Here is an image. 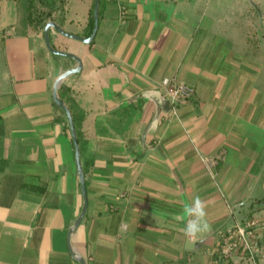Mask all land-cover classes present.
I'll list each match as a JSON object with an SVG mask.
<instances>
[{"label": "crops", "instance_id": "0c3cea01", "mask_svg": "<svg viewBox=\"0 0 264 264\" xmlns=\"http://www.w3.org/2000/svg\"><path fill=\"white\" fill-rule=\"evenodd\" d=\"M80 1L85 33L94 0ZM262 1L100 0L91 43L50 28L52 46L82 60L58 88L77 115L87 188L74 229L84 196L53 91L78 62L48 49L26 3L25 29L0 32V264H237L221 254L224 235L264 226V34L238 17L263 33ZM165 78L193 96L172 103ZM194 197L210 224L195 241L177 219Z\"/></svg>", "mask_w": 264, "mask_h": 264}, {"label": "rangeland", "instance_id": "374dc122", "mask_svg": "<svg viewBox=\"0 0 264 264\" xmlns=\"http://www.w3.org/2000/svg\"><path fill=\"white\" fill-rule=\"evenodd\" d=\"M249 1L248 0H238V1L236 0V2H240V3H238V6H236L235 9L239 8L240 5H243V4H245L244 5L245 8L243 7V9H246ZM236 2H234V3H236ZM256 2H259L261 4L263 3L262 0H256ZM262 6L264 7V5H262ZM82 8H83V6L81 5L80 0H70L69 1L68 13H67L68 18H69V22L65 26L66 31L71 32V33H75V34H80V35H82L84 33V31L82 29L85 26L83 24L84 15L82 14L83 13ZM243 11L241 13H239L238 17L240 18V20L243 21L245 31L249 32L250 37H252L256 40L259 36H261V34H264V31L262 33L261 31L253 30V27L250 28L249 26H247L246 23H247L248 16L244 15ZM25 13H26V2H25V0H16V1L15 0H0V32H2L1 29L5 28L9 22H14L18 31L24 30L26 27ZM71 19L73 21H70ZM256 26L257 27H255V29L259 30L262 28L261 23L259 24L256 22ZM63 39H65L66 42L73 43L76 46H78L82 43L79 40L68 38L66 36H64ZM6 41H7V39L3 40L2 39V33H0V93L6 92L10 89V85H8L6 87L7 82H9V80H10L8 70H7V54L8 53H7V49H6ZM71 48H72V46H71ZM73 49H74V46H73ZM263 49L264 48H261L260 51H263ZM58 50H60V49H58ZM248 50H250V49H248ZM45 51H47V50H45ZM61 51L70 52V51H66V50H61ZM57 57L59 58L60 56H57ZM60 58H62V57H60ZM260 215H262V214L258 213L257 217ZM259 228L260 229L262 228V230L256 235V237L259 239V241L262 244H264V226H259ZM263 256H264V252L262 254L258 255L260 262H262V259L264 258ZM232 257L233 258H231V256L226 258V261L228 262L227 259L233 260L235 258V256H232ZM228 264H230V263L228 262Z\"/></svg>", "mask_w": 264, "mask_h": 264}, {"label": "built area", "instance_id": "2783aa9c", "mask_svg": "<svg viewBox=\"0 0 264 264\" xmlns=\"http://www.w3.org/2000/svg\"><path fill=\"white\" fill-rule=\"evenodd\" d=\"M162 85L167 98L172 103L180 99H188L195 92L192 85L175 78L163 79ZM255 225V220L247 221L245 225L237 223L229 229L220 245L221 254L226 258L239 256L240 260L237 264H261L258 255L264 252V244L256 237Z\"/></svg>", "mask_w": 264, "mask_h": 264}, {"label": "water", "instance_id": "95a60500", "mask_svg": "<svg viewBox=\"0 0 264 264\" xmlns=\"http://www.w3.org/2000/svg\"><path fill=\"white\" fill-rule=\"evenodd\" d=\"M99 7H100V0H95V4H94V28H93L92 34L89 37H84V36H81L79 34L68 32L65 29H63L62 27H60L54 21L48 22L46 27H45V30H44V37H45V41H46V45H47L48 49H50L52 52H54L56 54L71 56V57L75 58L76 61L78 62L77 67L69 69V70L65 71L62 75L59 76V78L57 79V81L55 83V87H54V91H53V98H54L55 103H57L60 107H62V109L65 111L67 118H68V121H69L71 135H72L74 147H75L76 161H77V165H78V173H79L81 188H82V192H83V196H84V205H83L82 213L80 214L79 218L77 219L73 229L76 226H78V224L81 222V220L83 219V217L86 213V210L88 207V197H87V188H86V183H85V175H84V170H83V166H82V162H81V150H80L79 140H78V136H77V132H76L75 122H74V119H73V116H72L70 109L63 102V100L60 98V96L58 94V88H59L60 82L64 78H66L67 76H69L72 73H76V72L81 71L82 60L77 55H74L70 52H65V51H61V50L54 48L52 46V43L50 40L49 30L51 27H54L57 31H59L61 34L65 35L67 37L77 39V40L83 41L85 43H91L95 39L97 31H98V27H99ZM79 259H80L82 264H86L83 258L79 257Z\"/></svg>", "mask_w": 264, "mask_h": 264}, {"label": "trees", "instance_id": "16d2710c", "mask_svg": "<svg viewBox=\"0 0 264 264\" xmlns=\"http://www.w3.org/2000/svg\"><path fill=\"white\" fill-rule=\"evenodd\" d=\"M70 0H26L27 3V22L36 30L42 33L44 36V29L48 22L54 21L59 24H62L68 17V4ZM94 4L90 7V16H89V23L88 29L82 36L88 37L92 34L94 28ZM80 35V34H79ZM54 46V45H53ZM55 47V46H54ZM63 88V86H61ZM61 97V95H60ZM58 110L61 112L64 120H65V127L70 133V126L67 115L65 111L60 107L57 103H55ZM71 110V108H70ZM73 119L75 122L76 132L79 140L80 150H81V157H82V146H81V138L79 136L78 128H77V115L73 113L71 110ZM83 162V160H82ZM83 165V163H82Z\"/></svg>", "mask_w": 264, "mask_h": 264}, {"label": "clouds", "instance_id": "9594fccd", "mask_svg": "<svg viewBox=\"0 0 264 264\" xmlns=\"http://www.w3.org/2000/svg\"><path fill=\"white\" fill-rule=\"evenodd\" d=\"M206 209L207 204L200 197H194L183 205L177 219L184 222L183 234L186 238L195 241L201 234L210 231Z\"/></svg>", "mask_w": 264, "mask_h": 264}]
</instances>
